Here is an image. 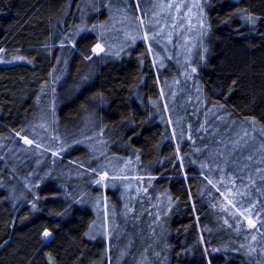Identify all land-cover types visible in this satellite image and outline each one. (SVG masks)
<instances>
[{
  "label": "trees",
  "instance_id": "trees-1",
  "mask_svg": "<svg viewBox=\"0 0 264 264\" xmlns=\"http://www.w3.org/2000/svg\"><path fill=\"white\" fill-rule=\"evenodd\" d=\"M202 1L182 64L164 0H0V264H264V0ZM112 156L136 193L100 184Z\"/></svg>",
  "mask_w": 264,
  "mask_h": 264
},
{
  "label": "rangeland",
  "instance_id": "rangeland-1",
  "mask_svg": "<svg viewBox=\"0 0 264 264\" xmlns=\"http://www.w3.org/2000/svg\"><path fill=\"white\" fill-rule=\"evenodd\" d=\"M164 1L165 6L163 7L162 3L157 11L159 14L166 16L164 29H170L173 31L170 34L167 44H164L166 57H171L173 55V58L175 57V61L182 64H191L190 60L196 52L197 43L202 39L201 27L203 26L202 9L205 11L203 5L204 2L202 0H180L177 4V0ZM158 2L159 0H152V4H156ZM155 16L157 15L155 14ZM155 20L156 19H151L149 22L147 17L141 19L140 21L135 19L127 22H125V20H118V23L121 24L119 26L125 32V37L136 34L139 30L144 31V29L150 30L151 33L161 34L164 31L163 28H161V21L158 20L156 23L154 22ZM174 33L178 36L177 43L174 41ZM100 50V44L94 47L95 53H98ZM1 52L3 53V51H0V65H8L15 63L18 59L21 60V57L18 58L12 56L7 52H4L1 55ZM171 84L173 86L175 82L165 85L164 90L166 91ZM30 164L31 163L28 162L24 165V168L27 169V166ZM107 166H109V169H106V172L100 176V184L104 188L112 184L120 183L119 185L125 186L127 190L131 191V193H136L138 189L137 184H143V182H141V178L136 181L135 176L137 175L138 168L135 160L131 158L112 156L110 160H107ZM75 189L78 190V187H75ZM238 189L239 188L237 186L235 188L231 187L230 194H225L227 200L235 202L237 196H239L243 191ZM123 192H127L126 189L123 190ZM109 207L110 203L107 199H102L101 206L97 209L98 216L95 224L92 226L91 234L96 235L99 233H106L108 231L109 227L113 223L110 221ZM246 213H248L246 214L247 222L249 223V221H251L252 223H249L251 226L253 224L256 225V218L251 215V213ZM48 236H50V234L46 237ZM200 240H202L200 245L205 248V241L203 237Z\"/></svg>",
  "mask_w": 264,
  "mask_h": 264
},
{
  "label": "snow or ice",
  "instance_id": "snow-or-ice-1",
  "mask_svg": "<svg viewBox=\"0 0 264 264\" xmlns=\"http://www.w3.org/2000/svg\"><path fill=\"white\" fill-rule=\"evenodd\" d=\"M97 47H99V46H97ZM26 143H31V141H29V140H26L25 141ZM230 203H231V201H229ZM249 223L251 224L252 222L251 221H249ZM253 227L255 226L254 224L252 225ZM47 235H49L48 233H45V236H47Z\"/></svg>",
  "mask_w": 264,
  "mask_h": 264
}]
</instances>
